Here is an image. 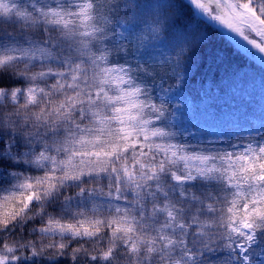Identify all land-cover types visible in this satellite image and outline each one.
Here are the masks:
<instances>
[{
  "label": "snow or ice",
  "instance_id": "snow-or-ice-1",
  "mask_svg": "<svg viewBox=\"0 0 264 264\" xmlns=\"http://www.w3.org/2000/svg\"><path fill=\"white\" fill-rule=\"evenodd\" d=\"M187 3L0 0V264H264V126L171 102L205 23L264 65V0Z\"/></svg>",
  "mask_w": 264,
  "mask_h": 264
},
{
  "label": "trees",
  "instance_id": "trees-1",
  "mask_svg": "<svg viewBox=\"0 0 264 264\" xmlns=\"http://www.w3.org/2000/svg\"><path fill=\"white\" fill-rule=\"evenodd\" d=\"M182 15L188 19L195 17L191 8L188 6L187 0H181ZM198 26L190 24V26ZM205 28L213 33L207 42L204 51H196L188 64V79L183 87L175 95L178 101L185 106L182 108L183 116L194 117L195 126L201 131L202 126L216 129L224 128V125L233 126L236 123L241 126H247V131L252 130V126L259 129L264 126L261 122L264 120V101H250L245 105L230 106L227 102L225 108L223 106L215 109L212 104L213 98L221 93L227 92L232 84L238 82L243 73L253 71L259 76L261 69L247 67L246 59L232 51L224 39L215 34V30L205 23ZM217 31L223 32L224 29L217 28ZM179 43V40H175ZM216 53L223 56L222 61L213 62ZM211 69V71H209ZM250 119L256 121L254 125ZM191 125V124H189Z\"/></svg>",
  "mask_w": 264,
  "mask_h": 264
},
{
  "label": "rangeland",
  "instance_id": "rangeland-1",
  "mask_svg": "<svg viewBox=\"0 0 264 264\" xmlns=\"http://www.w3.org/2000/svg\"><path fill=\"white\" fill-rule=\"evenodd\" d=\"M187 18V17H185ZM197 26H188V30L192 31ZM182 35V30H176L174 33V36L176 37L175 40H179V37ZM244 57V56H243ZM246 64L247 67L251 66L253 68H260L261 73L259 76H256L253 71L249 70L250 73H243L240 80L232 86L227 89L225 93H221L219 96L213 98L212 104L214 105L215 109L217 107L223 106V109L225 108V105L227 102L230 103V106H239V105H245L246 103L250 101H264V65H260L258 62H255L254 60L250 58H246ZM173 101H171L173 104H179L178 96L173 95L171 97ZM182 111V109H181ZM189 121H192L191 124L195 125L193 122V119L190 117L184 116V123L186 125H189ZM250 121H254L251 120ZM264 122V120H262ZM247 126H240V123H236L233 126L231 125H224V128L222 129H214L210 128L209 130H206V128H202L204 131H208L207 133L213 136H219L222 134H231L233 132H237L240 130L247 131Z\"/></svg>",
  "mask_w": 264,
  "mask_h": 264
}]
</instances>
